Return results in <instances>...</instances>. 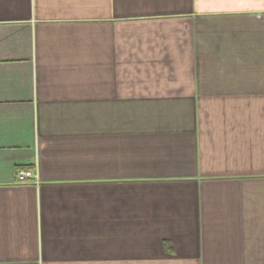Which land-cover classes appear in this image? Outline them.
Masks as SVG:
<instances>
[{"label": "crops", "instance_id": "obj_1", "mask_svg": "<svg viewBox=\"0 0 264 264\" xmlns=\"http://www.w3.org/2000/svg\"><path fill=\"white\" fill-rule=\"evenodd\" d=\"M0 264H264V0H0Z\"/></svg>", "mask_w": 264, "mask_h": 264}, {"label": "built area", "instance_id": "obj_2", "mask_svg": "<svg viewBox=\"0 0 264 264\" xmlns=\"http://www.w3.org/2000/svg\"><path fill=\"white\" fill-rule=\"evenodd\" d=\"M16 181L19 183L30 181L34 184L39 183L37 173L30 169H20L16 175Z\"/></svg>", "mask_w": 264, "mask_h": 264}]
</instances>
